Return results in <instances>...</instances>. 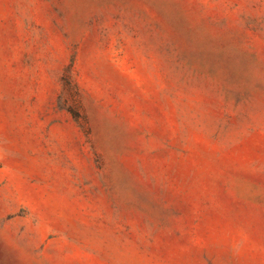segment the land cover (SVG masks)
I'll list each match as a JSON object with an SVG mask.
<instances>
[{
  "label": "rangeland",
  "instance_id": "374dc122",
  "mask_svg": "<svg viewBox=\"0 0 264 264\" xmlns=\"http://www.w3.org/2000/svg\"><path fill=\"white\" fill-rule=\"evenodd\" d=\"M0 264H264V0H0Z\"/></svg>",
  "mask_w": 264,
  "mask_h": 264
}]
</instances>
